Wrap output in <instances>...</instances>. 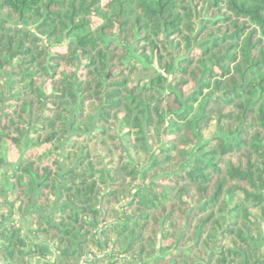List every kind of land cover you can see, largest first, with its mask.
<instances>
[{
    "label": "trees",
    "instance_id": "trees-1",
    "mask_svg": "<svg viewBox=\"0 0 264 264\" xmlns=\"http://www.w3.org/2000/svg\"><path fill=\"white\" fill-rule=\"evenodd\" d=\"M46 245L264 264V0H0V264Z\"/></svg>",
    "mask_w": 264,
    "mask_h": 264
},
{
    "label": "crops",
    "instance_id": "crops-1",
    "mask_svg": "<svg viewBox=\"0 0 264 264\" xmlns=\"http://www.w3.org/2000/svg\"><path fill=\"white\" fill-rule=\"evenodd\" d=\"M18 220V218H16ZM20 223H21V226L23 228V233L25 235H28L30 237L31 236V229H30V226H29V218L26 217V218H19ZM32 241L34 242L35 240H38L37 237L36 238H31ZM45 247V253H46V258L44 260V258H40V257H36V258H33L32 259V264H50L54 261L55 259V251L54 249L49 246V245H46L44 246Z\"/></svg>",
    "mask_w": 264,
    "mask_h": 264
}]
</instances>
